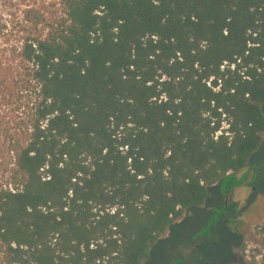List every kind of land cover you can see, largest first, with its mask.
I'll list each match as a JSON object with an SVG mask.
<instances>
[{"label": "trees", "instance_id": "trees-1", "mask_svg": "<svg viewBox=\"0 0 264 264\" xmlns=\"http://www.w3.org/2000/svg\"><path fill=\"white\" fill-rule=\"evenodd\" d=\"M0 6L25 113L0 147V264H143L209 187L247 183L264 140V0ZM254 227L241 264H264Z\"/></svg>", "mask_w": 264, "mask_h": 264}, {"label": "rangeland", "instance_id": "rangeland-1", "mask_svg": "<svg viewBox=\"0 0 264 264\" xmlns=\"http://www.w3.org/2000/svg\"><path fill=\"white\" fill-rule=\"evenodd\" d=\"M14 43L13 36L0 37V79L4 78L8 83L6 89L3 84L0 90L10 88L11 95L5 104L0 101V147L5 145V130L14 129L25 114L21 92L14 84L17 75L9 67L8 61L7 49ZM262 110L264 112V104ZM263 165L264 140L243 169V172H248L247 183L233 188L226 197L217 193L216 186L209 187L204 205L186 209L183 217L156 240L143 264H171L176 258H184L189 264H241L238 250L240 241L245 246V253H248L259 241L254 226L264 221V168L256 171ZM222 207L224 215L211 229L210 237L193 240L195 234L207 224L213 210Z\"/></svg>", "mask_w": 264, "mask_h": 264}, {"label": "flooded vegetation", "instance_id": "flooded-vegetation-1", "mask_svg": "<svg viewBox=\"0 0 264 264\" xmlns=\"http://www.w3.org/2000/svg\"><path fill=\"white\" fill-rule=\"evenodd\" d=\"M262 168H264V165L261 168H256V171L261 170Z\"/></svg>", "mask_w": 264, "mask_h": 264}]
</instances>
